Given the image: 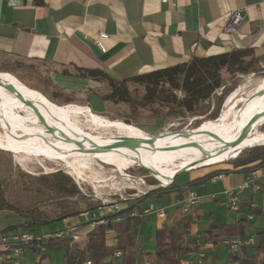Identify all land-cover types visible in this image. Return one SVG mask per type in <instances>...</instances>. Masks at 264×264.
<instances>
[{"label": "crops", "instance_id": "1", "mask_svg": "<svg viewBox=\"0 0 264 264\" xmlns=\"http://www.w3.org/2000/svg\"><path fill=\"white\" fill-rule=\"evenodd\" d=\"M238 9L243 10L245 18L240 33L225 34L227 20ZM101 33L109 35L103 40L105 52L94 43ZM233 48H254L257 54L264 53V0H0V61L22 62L20 69L47 81L54 87L55 96H71L75 104L102 116L113 114L121 105L103 97L110 89L108 81L98 80L86 71L99 70L121 81L176 65L193 54L206 56ZM257 169V181L262 188L258 192L248 188L240 193L241 211L233 210L236 212L233 220L223 221L218 212L212 210L209 220L202 223L199 221L205 216L202 201L203 198L218 201V194L237 189L249 172L235 169L213 180L214 174L209 175L213 169L196 170L189 183L169 190L174 196L171 201L164 206L159 204L167 212L164 220L156 214L143 215L137 238L145 216L154 215L157 222L160 221L156 230L165 222L173 223L179 201L187 196V188L191 187L197 192L199 203L190 212L192 217H186V213L185 218L196 217L192 236L197 238L200 250L213 252L216 263L220 264L219 260L225 258L221 250L228 246L206 237L204 232L211 221L230 224L246 219L247 235L230 239L255 237L257 230L264 228V166ZM207 180L220 184L208 187ZM246 193L249 196L245 197ZM148 198L145 208L155 204ZM170 206L172 211H169ZM100 210L95 218L82 220L90 215L85 211L80 217L68 220L76 224L85 238L93 226L80 224L97 220L111 211L107 206ZM243 211L247 212L244 216ZM64 226L62 220L58 229ZM108 238L113 242L115 232L109 231ZM192 257L193 254L187 259Z\"/></svg>", "mask_w": 264, "mask_h": 264}, {"label": "trees", "instance_id": "2", "mask_svg": "<svg viewBox=\"0 0 264 264\" xmlns=\"http://www.w3.org/2000/svg\"><path fill=\"white\" fill-rule=\"evenodd\" d=\"M21 64L22 62H18L17 67L20 68ZM16 70L12 66L6 69L19 76ZM6 71L0 72L1 78L22 84ZM86 73L98 80L108 81L110 89L103 97L121 105L119 107L127 106L128 112H120L117 116L119 120L127 124L138 127L143 112L147 111L149 114L160 116L165 110L166 116L183 118L184 123L190 117H197L198 119L193 122L195 126L205 120L209 121L201 126H213L218 123L222 102L234 86L229 83H236L235 80L243 74L255 73L264 76V53L259 55L254 48H233L206 56L193 54L184 62L136 74L121 81L99 70H88ZM224 73L230 76L229 81L225 79ZM22 85L32 92L25 84ZM32 94L51 107L60 108L62 104L75 103L71 96L64 94L44 98L45 101L38 93L33 91ZM52 101L57 104L61 103V106L50 103ZM263 123L264 121L261 125ZM256 144L264 143L256 142L251 145ZM251 145H245L241 149ZM228 158L232 159L227 161L226 168L213 169L209 175L226 174L235 169L251 172L253 169L264 166V146L242 150L235 158L227 157L222 161ZM130 165L133 164L131 162L120 163L123 171ZM165 177L169 178L162 176V178ZM29 180L31 181L30 189L36 192V199H32L28 204L21 202L23 198L21 195H17V200L7 198L0 180V212L11 210L21 217L20 223L9 227V230L36 232L52 222L62 221L64 218L80 217V214L85 211L91 212L102 208V204L93 205L88 202L74 179L62 171L31 177ZM159 180L160 182L165 181L164 179ZM175 181L176 178L166 187L154 188L146 194L127 198L129 203L126 206L123 205L119 210H111L100 216L97 220L109 219V222L95 224L85 238L81 237L76 241H73L71 236L45 238L38 247L34 243L23 244V251L31 249L38 256L35 264H50L48 262L51 250L56 248L63 250L61 264H88V261H90L89 264H182L181 260H186L191 254L193 257L190 264H217L213 252L200 250L197 238L192 236V220L185 218L186 213H183L180 208L175 210L173 223L165 222L156 230L155 251L145 252L141 247L137 232L143 215L133 216L132 212L142 213L146 198L155 194H163L179 186ZM117 201L123 203L124 200L117 199ZM251 208L254 211L259 210L255 207ZM94 221L96 220L91 219L81 225L88 226ZM248 226L246 219L230 224L211 221L204 234L209 240L222 244L223 239L246 236ZM109 231L115 232L113 242L108 238ZM254 235L256 242L252 247H244L237 253L230 252L222 263L232 261L235 264H264V228L257 230ZM117 251H121L120 256L115 255ZM200 252H203L204 256H199ZM4 255L0 251V264L8 262L6 258H3Z\"/></svg>", "mask_w": 264, "mask_h": 264}, {"label": "rangeland", "instance_id": "3", "mask_svg": "<svg viewBox=\"0 0 264 264\" xmlns=\"http://www.w3.org/2000/svg\"><path fill=\"white\" fill-rule=\"evenodd\" d=\"M17 65L18 63H9V62L5 63L0 61V72H5L6 69H8V67L12 66L15 70L17 69L16 71L19 76L14 74V72H10V71H6L7 74L13 75L19 82L25 84L28 88L32 90V92L34 91L38 93L43 99L53 97L54 87L46 83L47 81L45 82L44 79H39L38 77H35L27 73L26 70H21L20 68L17 67ZM21 76L22 78H20ZM224 77L227 81L230 80V76L227 73H224ZM6 80H10V79H6ZM11 81H9L10 82L9 84H5V83L3 84L0 81V89L3 92L5 91V94L6 93L17 94V91L14 88H12L13 84L15 83ZM235 81L236 83H229V85L234 84V86L231 92L224 99V102H222L223 104L220 112V115L222 114L226 119L230 121L238 117L240 110L245 105L254 102V105L247 113L250 114L251 112L258 109L264 104V76L256 75L255 73L243 74L239 76ZM32 92L30 91L31 93L30 96L34 100H37L39 103H41L43 108L51 107L47 105L45 102L40 101L36 95L32 94ZM1 95L2 93H0V97L3 96L2 98H6L4 97L5 96L4 94L2 96ZM59 99L60 101H62L60 97ZM228 100L230 101L228 102ZM0 101L3 100L0 99ZM8 101L9 102L7 101L5 102L7 104V107L6 105H2L5 103H1V102H0L1 103L0 107L5 109L9 115L15 116L16 114L26 113L27 110L26 108H24L25 106L21 103H18L15 100V98H10ZM22 101L27 106H29L31 103L29 99L23 97H22ZM50 103L57 106H61L60 105L61 103L57 104L53 101ZM70 104L82 108L83 116L84 115H89L92 117L99 116L100 119H103L104 117V119H109L113 122H120L129 126L128 128L135 130L137 134L142 131L145 134H148L149 136L155 135V144L157 145L158 143L159 144L163 143L167 145L168 143H179L181 140H184L185 138H191L193 136L202 135V128H198V127L201 126V124H204L206 121H209V120L202 121L198 126H195L193 122L194 120L198 119L197 117H190L184 123L183 118L173 117L168 115L166 116L165 110L162 112L163 115L160 116H155L154 114H149L147 111H145L142 114V118H140V122H141L140 126L137 127L132 124H127L126 122L121 121L117 118L120 112L123 111L128 112L127 106L118 108L116 112L110 114L109 116H102L92 112L89 108H86V106L77 105L75 103H70ZM62 105L64 106V104ZM230 106H234V107L231 109L229 113H226L225 109L226 110L229 109ZM81 119H85V117ZM3 121H6L7 123L9 122L12 129H14L13 130L14 132L24 135H18V134L15 135L12 132L7 133V130L5 131L3 128V126L6 125V122ZM261 123L262 121H257L250 130L249 134L242 142H245V140H247V142L249 143L248 145L254 144L256 142L264 143V132H262L264 131V123L262 125ZM181 129L183 130L197 129V131H194L193 133L190 134H188L187 132H183L181 134L167 133L166 135H162V136L159 135L167 131L168 132L178 131V130L181 131ZM66 131L69 130H67L66 128ZM66 131L64 133V137H65L64 140H66L67 143L63 142L64 140L60 142H53V145L52 146L50 145V148H52L51 150L52 152L48 150L49 149L48 147L47 149H44L43 147L38 146L35 149L36 151L34 149H29L30 152L29 155L23 154L22 156H18L15 153V151H13L14 148L16 147L21 149L25 148L26 145H24V143L26 142L25 140L27 139L31 140L36 138L35 140L39 139L44 143L47 142L51 143L52 141L42 134H35V136H33L28 130L20 128L13 117H4L0 115V180L2 182L3 189L5 190V195L7 198L11 200H17L18 196L21 195L23 196V198H21V202L28 204L30 201H32V199H36L35 198L36 192L30 189L31 181L29 179L31 177H38L48 173L62 171L70 175L74 179L80 190L83 192L84 196H86L88 202H91L93 205L102 204L101 209H103L104 206L109 207L110 204L114 201H117V199L124 200L126 198L129 199L141 195L140 192L144 189L145 186L151 187L150 190H153L154 188H158L160 185L159 179L166 180L165 178H162V176L168 175L169 177L170 175L167 172L166 175L165 172H163L161 169L155 170L152 166L151 159L146 157H142V159L146 162L147 165H149L152 168L153 171L158 173V174L154 173L155 176H153L147 169H145L143 166L140 165H130L126 167V169L123 171L120 167V162L118 161L128 158L129 156L123 155V156L111 157L104 154L99 155L96 159L90 160L87 167L78 169L82 171L81 172L82 175H81L80 173H78V171H75V169L68 164V161H71V159L75 160L78 157H80L75 152L76 151L83 152L86 146H81L76 144L74 145V143L68 142L67 139L70 138L68 137ZM103 132L104 131H101V133ZM101 133L99 132V134ZM114 133L117 134L116 136L119 138L124 137V135L120 134L118 131ZM234 136L229 137L230 139L227 138L225 141L221 142L220 144H217V141L215 139L214 140L208 139L209 140L208 143L206 142L204 146L201 147L203 153L207 155L205 159L197 157L199 155L198 149L190 151L188 158L195 160V164L192 166H195L203 161H207V162L209 161L215 163L222 161L227 157H230L231 156L230 154L233 152V150H235V148L241 147L240 143L238 145H234L233 147L230 146L223 150H221L222 149L221 146L225 144V142H229L230 140H232ZM236 140L237 139L234 138L232 142ZM68 144L72 145V147L69 146ZM255 146H264V144L251 145L240 150L241 151L246 150ZM241 151H239V153ZM214 154H217V156L213 158V160H211L210 155H214ZM103 156H107L109 158ZM230 159L232 158H228L227 160L215 165H210L209 167L203 166L196 170H212L217 168L218 169L226 168L228 166L227 161ZM132 160L133 162H135L134 159ZM177 163L178 161L172 162L170 166L176 168ZM166 166H169L168 163H166ZM196 170L192 172L190 171L182 172L181 174H179L175 181L176 185H185L186 183H189ZM145 176H149V177L146 178ZM170 176L173 177L174 175H170ZM143 180L144 183L142 184ZM219 184L220 182L212 183V181L207 180L208 187ZM153 186L154 188H152ZM249 193H246L245 197L249 196ZM173 197H174L173 192L169 191V192H164L161 196L148 198V200L155 204H161L164 206L169 201H171ZM218 197H219L218 201L214 199L209 201L206 198H203L201 209L205 216L199 219V221H201L202 223L208 221L209 220L208 217L211 215L212 210L215 211L216 213L218 212L217 215H220L223 221L234 219L236 212H234L230 208V205L227 200V196H225V194L222 193V194H218ZM128 203L129 201L124 200L122 204H128ZM171 209H173V207L170 206L169 211H172ZM100 213H101L100 209L92 210L90 212V215L88 217L87 216L82 217V220H86L88 218H95L97 215H100ZM242 213L243 216L247 214L246 211H243ZM190 216L192 217V214L187 213L186 217L189 218ZM256 217L258 218L260 216L256 215ZM193 218L194 219L192 220V223L193 222L196 223L197 222L196 217ZM20 221H21V217L15 211L7 210L0 212V233L10 234L11 232L18 231V229L9 230L8 228L19 224ZM159 222L160 221L157 222V219H155L154 215H149L144 217L143 224L139 231L138 239L141 247L144 248L145 252L155 251L156 247H155L154 238H155L156 228ZM61 223L62 221L52 222L44 227L39 228L38 230H36L35 233L38 235L49 234L51 232L54 233L61 226ZM76 229L79 228L76 227ZM81 234L83 233L81 232ZM221 251H222V255L225 256L224 259H226L230 253L229 249L225 247L222 248ZM37 257L38 256L31 249H27L24 251L22 255L21 264H35L36 260L38 259ZM224 259L223 260L220 259L219 263L223 264L222 262L224 261ZM62 261H63L62 248H56L51 250V257L48 263L61 264Z\"/></svg>", "mask_w": 264, "mask_h": 264}, {"label": "bare ground", "instance_id": "4", "mask_svg": "<svg viewBox=\"0 0 264 264\" xmlns=\"http://www.w3.org/2000/svg\"><path fill=\"white\" fill-rule=\"evenodd\" d=\"M0 81L3 84L4 83L9 84L10 83L9 81L11 80H5L3 78H0ZM11 82L15 83L13 84L12 88H14L17 91V94H7V93L5 94V91L3 92L0 89V93H2V95L4 94L5 95L4 97H6V98H2L3 96L1 95L2 97H0V99L3 101L0 102L1 103H5L6 101L9 102L8 100L10 98H15V100L18 103H21L25 106L24 108H26L27 111L26 113L16 114L15 116H12L9 115L5 109L0 107V115L4 117H13L20 128L28 130L33 136H35V134L45 135L49 140L52 141L51 143L47 142L48 143L47 144L40 141L39 139L35 140L36 138L31 140L27 139L25 140L26 142L24 143V145H26L25 148L21 149L16 147L14 148L13 151H15V153L18 156H22L23 154L29 155L30 154L29 149L35 150L38 146H40L43 147L44 149H47L48 147L49 148L48 150L52 152L51 151L52 148H50V145L52 146L53 142L63 141L65 138L64 133L67 128V130L69 131L66 132L68 134V137L70 138L67 139L68 142H72L74 143V145L76 144V145L86 146L83 152L74 151L80 157H78L75 160L71 159V161H68V164L71 167H73L75 171H78V173H80L81 175H82L81 173L82 171L78 169L87 167L90 160L96 159L99 155H103V154L111 157L126 155L129 157L119 160L118 162L120 163L131 162L133 163V165H140V166L145 165L150 167L142 159V157H146L151 159L152 166L155 170L161 169L163 172H165V174L167 172L170 175H174L176 171H178V169L181 168H191L192 170L202 166L209 167L210 165L221 163L223 161H219L216 163L203 161L195 166H192L195 164V160L188 158L189 152L198 149L199 155L197 157L205 159L207 155L203 153L201 147L204 146L206 142L208 143L209 140L215 139L217 141V144H220L221 142L225 141L227 138L230 139L229 137H232L234 135H235L234 138L237 139L240 135L242 128H244L247 125L250 119L255 114H258L262 110H264V104H263L258 109L254 110L250 114H247L248 111L254 105V102L249 103L240 110L237 118L230 121L221 114L218 123L216 125L213 126L202 125L198 127V128H202V135L193 136L191 138H185L184 140H181L179 143H168V145L163 143L162 144L158 143V145L157 144L150 145L149 143L138 141L137 143H134L129 146L115 147L116 144L121 140V138L117 137L116 136L117 134L114 133L116 131H118L120 134L124 136H129L137 139L150 138V136L142 131L137 134L135 130L128 128L129 126L120 122H113L109 119H104V117L103 119H100L99 116L97 117L96 116L92 117L89 115L83 116L82 115L83 109L73 104L64 105L60 107V109L56 107L43 108L42 104L39 103L37 100H34L30 96L31 95L30 91L26 89L22 84H19L16 81H11ZM22 97L30 100L31 103L29 106H27L22 101ZM229 101L230 100H228V102ZM2 105H6L7 107L6 103ZM233 107L234 106H230L229 109L227 110L225 109V112L229 113ZM83 117H85V119H81ZM258 121H264V115ZM3 128L5 131L7 130V133L12 132L15 135L18 134L13 131L14 129H12L9 122L8 123L6 122V125L3 126ZM101 131L104 132L101 133ZM99 132L101 134H99ZM18 135H24V134H18ZM232 140H230L229 142H225V144L221 146L222 147L221 150L228 148L231 145ZM63 142L67 143L66 140H64ZM248 144L249 143L247 142V140H245V142H241L240 143L241 147L235 148V150H233V152L230 154L231 155L230 157L236 156L239 153L240 149ZM68 145L72 147V145L70 144ZM101 147H105V148L102 149ZM216 156L217 154L210 155L211 157L210 159L213 160V158H215ZM103 157H107V156H103ZM132 159H134L135 162H133ZM175 160H177L178 163L176 164V168H173L170 165L172 164V162H177ZM166 163H168L169 166H166ZM153 172L157 173L155 171ZM170 175L169 177L172 178V176ZM171 178L165 177L166 180L163 181L162 183L168 184Z\"/></svg>", "mask_w": 264, "mask_h": 264}, {"label": "built area", "instance_id": "5", "mask_svg": "<svg viewBox=\"0 0 264 264\" xmlns=\"http://www.w3.org/2000/svg\"><path fill=\"white\" fill-rule=\"evenodd\" d=\"M168 0H163V2H167ZM244 14L242 9L235 10L232 12L230 19L227 20L223 32L228 35L232 34H239L241 30V26L244 21ZM109 37L106 33H101L98 39L94 40V43L98 44L99 48L102 51H106V45L103 40ZM223 176L222 173L216 174L213 176V180H217ZM258 169H253L249 172L246 180L239 185L237 189H227L225 190V196H227L228 203L230 208L236 212L241 211V198L240 193L248 188L252 189L254 192H258L261 190L262 185L258 183ZM144 180L142 181V184ZM144 186V185H143ZM154 188V186L152 187ZM151 187L145 186L144 189L140 192V194H146ZM188 193L186 197H183L182 200L179 201V208L183 211V213H190L199 203V197L197 192L188 187ZM124 200H127L124 199ZM122 202L114 201L110 204L111 210H119L122 208ZM133 216L137 215H148V214H156V216L164 220L167 217V212L165 208L160 206L159 204H150L148 207L144 208L142 213L132 212ZM119 220V219H118ZM63 221L65 222V226L63 228L58 229L54 233L38 235L33 231L28 230H18L16 232H11L10 234L0 233V251L4 253V257L8 260L7 264H21V256L23 254V244L25 243H34L36 246H40L41 243L45 238H62L65 236H71L73 241L79 240L82 237L81 232L76 229V225L71 224L68 218H64ZM109 219H99L92 223L94 227L95 224L98 223H107ZM256 239L254 236L246 237V238H236V239H223V244L228 246L230 252L237 253L240 252L244 247H249L255 244ZM116 256L121 255V251H117L115 253ZM199 256H204L203 252L199 253ZM90 261H88V264ZM182 264H190L192 263L191 259H183L181 260ZM149 264V263H147ZM224 264H235L234 262H226Z\"/></svg>", "mask_w": 264, "mask_h": 264}, {"label": "water", "instance_id": "6", "mask_svg": "<svg viewBox=\"0 0 264 264\" xmlns=\"http://www.w3.org/2000/svg\"><path fill=\"white\" fill-rule=\"evenodd\" d=\"M263 115H264V110H262L258 114H255L250 119V121L247 123V125L244 128H242V130L240 132V135L237 138V140L234 141V142H232L230 146L233 147L234 145H238L239 143H241L246 138V136L249 134V132L252 129V127L254 126V124ZM197 129H194V130H183V129H181V131L178 130V131H171V132H168L167 131V132L161 133L159 135L162 136V135H166L167 133L181 134L183 132H187L188 134H190V133H193L194 131H197ZM120 138H121L120 142H118L115 147L129 146V145H132L134 143H137L138 141L145 142V143H149L150 145H155V135H151L150 138H142V139L132 138V137H129V136H124V137H120ZM101 148L103 149L105 147H101ZM143 167L145 169H147L153 176H155L153 170L150 167L145 166V165H143ZM187 170H191V168H181L178 171H176V173L174 174V176L169 180L168 184H171L179 174H181L182 172H186ZM159 182H160V180H159ZM168 184H163L162 182H160L159 188L166 187Z\"/></svg>", "mask_w": 264, "mask_h": 264}]
</instances>
